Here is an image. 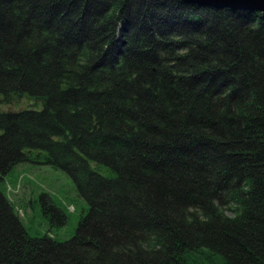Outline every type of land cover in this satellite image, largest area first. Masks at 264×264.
Returning <instances> with one entry per match:
<instances>
[{"label": "trees", "instance_id": "trees-1", "mask_svg": "<svg viewBox=\"0 0 264 264\" xmlns=\"http://www.w3.org/2000/svg\"><path fill=\"white\" fill-rule=\"evenodd\" d=\"M25 163L88 210L31 237L0 188V264H264L263 15L0 0V185Z\"/></svg>", "mask_w": 264, "mask_h": 264}, {"label": "rangeland", "instance_id": "rangeland-1", "mask_svg": "<svg viewBox=\"0 0 264 264\" xmlns=\"http://www.w3.org/2000/svg\"><path fill=\"white\" fill-rule=\"evenodd\" d=\"M0 188L31 237L49 235L64 242L76 233L82 215L88 210V204L79 196L74 181L63 171L49 166L20 164L5 177ZM44 194L67 215L66 225L51 226L41 207Z\"/></svg>", "mask_w": 264, "mask_h": 264}, {"label": "water", "instance_id": "water-1", "mask_svg": "<svg viewBox=\"0 0 264 264\" xmlns=\"http://www.w3.org/2000/svg\"><path fill=\"white\" fill-rule=\"evenodd\" d=\"M189 4L209 6L215 9H234L259 12L264 17V0H181Z\"/></svg>", "mask_w": 264, "mask_h": 264}]
</instances>
